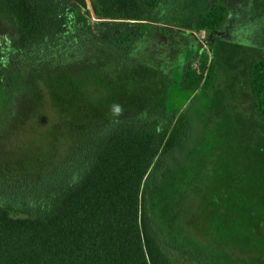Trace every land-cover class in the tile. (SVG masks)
<instances>
[{"label":"rangeland","instance_id":"obj_1","mask_svg":"<svg viewBox=\"0 0 264 264\" xmlns=\"http://www.w3.org/2000/svg\"><path fill=\"white\" fill-rule=\"evenodd\" d=\"M214 1L163 0L166 28L148 26L128 58L34 67L0 119V178L39 180L55 161L92 145L102 128L167 123L171 111L183 110L187 138L161 172V204L179 200L173 211L188 234L193 228L195 264H264V124L248 79L251 60L264 57V0H224L220 29L184 32ZM16 41L0 19V49ZM204 53L215 65L210 85L179 86L183 61L198 67ZM114 119L122 121L109 125Z\"/></svg>","mask_w":264,"mask_h":264},{"label":"trees","instance_id":"obj_2","mask_svg":"<svg viewBox=\"0 0 264 264\" xmlns=\"http://www.w3.org/2000/svg\"><path fill=\"white\" fill-rule=\"evenodd\" d=\"M162 1L0 0V19L17 34L14 49H0V119L36 66L131 56L148 26L166 28ZM227 14L228 4L215 0L183 31H215ZM204 56L198 67L183 61L179 86L210 85L215 65ZM248 79L264 124V57L251 60ZM182 112L171 111L167 123L102 128L92 145L55 161L39 180L0 178V264H195L193 228L188 234L173 211L179 200L169 209L160 201L161 172L187 138L190 118Z\"/></svg>","mask_w":264,"mask_h":264}]
</instances>
